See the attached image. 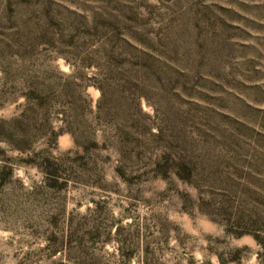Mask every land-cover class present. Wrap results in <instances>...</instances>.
<instances>
[{
  "label": "rangeland",
  "instance_id": "374dc122",
  "mask_svg": "<svg viewBox=\"0 0 264 264\" xmlns=\"http://www.w3.org/2000/svg\"><path fill=\"white\" fill-rule=\"evenodd\" d=\"M0 264H264V0H0Z\"/></svg>",
  "mask_w": 264,
  "mask_h": 264
},
{
  "label": "trees",
  "instance_id": "16d2710c",
  "mask_svg": "<svg viewBox=\"0 0 264 264\" xmlns=\"http://www.w3.org/2000/svg\"><path fill=\"white\" fill-rule=\"evenodd\" d=\"M0 176H1V173H0Z\"/></svg>",
  "mask_w": 264,
  "mask_h": 264
}]
</instances>
